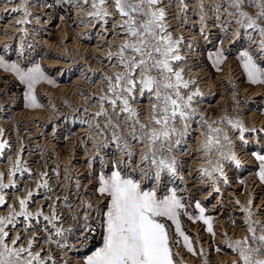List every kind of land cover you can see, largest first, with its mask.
<instances>
[{
    "label": "snow or ice",
    "instance_id": "snow-or-ice-1",
    "mask_svg": "<svg viewBox=\"0 0 264 264\" xmlns=\"http://www.w3.org/2000/svg\"><path fill=\"white\" fill-rule=\"evenodd\" d=\"M0 3L5 5L0 19L20 14L11 24L15 31L2 33L0 72L20 86L24 108H43L37 85L55 87L65 74L78 73L77 79L89 85L100 82L95 91L72 85L82 103L64 98L71 114H61L48 98L53 114L84 128L78 143L86 157V175L73 172L75 145L68 149L62 173L55 148L51 167L40 145L44 164L31 167L38 161L24 158L23 139H18L14 157L7 155L12 145L0 127V158L7 159L6 170H0V264H186L175 250L181 245L199 256L200 264H209L210 250H230L231 261L220 264H264V220L258 218L264 214V196L260 204L252 191L244 203L234 200L242 220L237 224L230 216L228 222L244 234L229 236L224 229L222 244L215 240V219L207 211L213 196L211 207H223V190L231 184L229 168L250 164L249 175L264 186V124L248 127L241 118V104H249L250 98L239 95L231 65L227 85L232 114L225 105L219 115L210 116L202 107L205 94L199 79L185 77L197 63L207 66L205 60L222 72L234 56L248 84L264 85V0H91L78 23L103 39L90 55L77 47L79 61L57 56V62H67L58 70L44 67V49L29 40L31 33L42 31L30 28L32 21L49 23L30 5L57 11L64 20L69 5L78 14L89 0ZM186 30L194 37H186ZM76 36L90 38L88 32ZM89 60L102 66L93 68ZM0 80L7 94L12 81L8 76ZM255 111L264 114V106ZM60 126L59 120L51 123V139L62 136L67 141L77 135L62 133ZM237 141L246 150L252 146L247 163ZM236 179L247 186L243 176ZM237 191L243 189H234L227 199ZM185 217L203 223L212 237L211 249L199 238L193 241L184 228Z\"/></svg>",
    "mask_w": 264,
    "mask_h": 264
},
{
    "label": "bare ground",
    "instance_id": "bare-ground-1",
    "mask_svg": "<svg viewBox=\"0 0 264 264\" xmlns=\"http://www.w3.org/2000/svg\"><path fill=\"white\" fill-rule=\"evenodd\" d=\"M18 2H19V0H17V3ZM90 3H91V0H89V6H85L83 8V10L80 11L78 14H77L76 9H73V11L75 13V20H74V24L76 25V28H74L75 30L70 29V24L67 23L66 20H65V23H63L61 25V28L58 31V38H57L58 43L55 40V42H56L55 48L58 49V52H61V51H63V52L61 54L55 53L56 55L51 57L52 58L51 60H48V59H46L44 61L42 60L43 61L42 63L44 64V66L46 68L58 70L60 67H66V64H67L66 61L57 62L56 57L58 55L59 56L68 55L72 59L79 61L80 56L77 55V53H76L77 47L80 49L81 54H87V52L93 53V52L97 51V49L94 46L99 44L100 40L103 38L102 37L98 38L96 36V32L93 33V30L91 27H88V26H85L83 24L78 23L80 17L83 16L85 12L90 10ZM4 7H5V5L3 3H0V12L3 11ZM30 7H32V10L34 13H42L43 17H45V14H44L45 9L36 8L34 4L30 5ZM54 13L56 14L57 11H54ZM18 15H20V14L16 13L13 15H5L2 19H0V27H3V31L12 30L13 27H11V24L16 19V16H18ZM48 19H49V23L46 25L43 24V21H41L40 24H36L35 21H32L30 28L31 27L41 28L42 31L45 30L47 32L46 34L43 33V35L44 34L50 35L51 33L49 32V30H51V24H52V23H50V21H52V19H50L49 17H48ZM189 23L190 24L194 23V18H193V20H190ZM174 27H176L177 30H181V29H179V26L174 25ZM109 28H110V24H109ZM96 30L97 31L99 30L98 24L96 25ZM13 31H15V30H13ZM42 31H41L40 37H37L38 33H34L32 35V37L33 38L35 37V40L39 43V45L41 43L42 45H44L47 48L52 43L49 42L50 41L49 37L46 38L45 36H42ZM83 32H88L89 37L91 34H94L93 39L90 40V38L83 37V36L80 37L79 39H77L76 34L77 33H83ZM185 35H186V37H194V33H192L191 30H186ZM3 39H4V37L0 36V42H3ZM109 39H115V38L109 37ZM62 40H63V44H61ZM225 43H226L225 45H228V41H225ZM65 47L68 49V52H64ZM114 50L115 49H113V51ZM103 51H107V48L105 47L103 49ZM46 52H47V50L45 49V51H44L45 55H46ZM89 54H91V53H89ZM98 54L103 55V52L101 51ZM89 63L92 65L93 68H100L102 66V62H100V64H97V63H95V61H93V62L89 61ZM98 63H99V61H98ZM229 65H231V67H232L233 78L237 81V88H239L238 92L241 95H244V96H247L250 98L249 104H247V105L241 104L242 113H244L241 118L246 121V124L248 127H252L253 124H255L257 127H259L261 124H264V114H259L257 111H255V109L257 106H263V104H264V86L263 85H256V86H252V85L244 86V85H242L239 81V78H241L242 74L240 71L237 70L236 64L232 61V59H228L226 61V63L224 64V70L222 72L218 73L214 80L209 79L207 72L201 67V64H199V63L196 64V66L194 67V70L192 72H190V73L186 72L185 77L188 78L190 76H195L199 79L200 87L202 88V90L205 94L204 101L202 103V107L207 109L208 112H210L211 109L215 108L214 110H216L219 108H223L225 105H227V107L229 109V114H232L231 109H232V103L233 102L231 99V94L229 93V90H228L229 86L227 85ZM184 67H186V68L192 67V65H185ZM105 71H110V69L105 68ZM2 74H6V73L0 72V75H2ZM78 75L79 74L77 73L76 75H73L71 77V78H73L72 82H77V84H81L82 81H79L77 79ZM65 76H68V74H65ZM99 86H100V84L98 86H95V88H93V89L96 90V88H98ZM38 89L45 90L46 94H49L51 96V95L59 94L60 92H68V85L62 83V84H59L57 89H53L51 86H49L47 84H40ZM3 93L4 92H1L2 95H3ZM1 99H2V96L0 95V108H2V111H0V127L4 128V130H5L4 136L11 142V145H12V151L8 152L7 155H12L14 157L15 150L19 147L18 139H23L24 148H25L23 155H24L25 159L30 160V161L34 160L33 158L36 157L35 152L37 151V143L40 146H43V144L46 143V145L48 147L45 149H48L50 152H52V149L55 148L56 152L60 154V159L64 163L67 162V160H68L67 153L66 154L63 153V151L58 146V143L61 142V140H59L60 137L56 140L51 139L50 138L51 137V127L43 125V123L45 122L46 119H43V121H39V123L35 121V120H38V118H40L42 115H43V118H47V119L52 118L51 107L48 106L49 104L45 103V107H47V106L48 107L45 108L44 110H40V109L34 110V109L21 108L19 106V101L17 102L15 97L12 98L13 103L9 104V106H8L6 100L2 103ZM6 99L8 100V98H6ZM145 103H146V101H145ZM242 105H243V107H242ZM218 111L219 110H216L215 112H218ZM10 112L14 114V118L12 121L14 123L9 124L11 119L8 120L7 119L8 117L7 118H4V117H6L7 114ZM219 114H220V112L216 115H219ZM212 115L213 114H210V116H212ZM21 118L22 119L25 118L28 120V122L33 126V127L31 126V128H35V130H33L34 132H32V130H31V131H27L26 133H24L23 129H21V127H20L19 121ZM58 120L61 121V126H60L61 130H66V128L64 127L65 126L64 123L66 124V122H64L61 118ZM62 121H63V123H62ZM52 122H55V121H52ZM18 131H19V133H17ZM34 135H37L35 137H39L38 141L34 140V137H33ZM193 139H195V137ZM233 139L235 140V137H233ZM29 148L32 149L31 152L28 151ZM251 148H252V146L249 145L248 149L246 150L244 148V146L239 144V142L237 141V151L241 155V157L246 160V163H247V161L251 160V157H250ZM53 163H55V160L52 161L51 163L49 162V167H51ZM64 163L61 162V173L63 172ZM190 163L195 165L196 161H191ZM43 164H44V159H41L40 163L30 164V166L33 168H39ZM6 168H7V159L5 156L3 158H0V170H6ZM228 171H229V178H230L231 184L226 189L223 190V194L225 197L224 205L222 208H216V209H213L210 205V209H209V212H211L215 215V217H214L215 224H216L215 229L217 232L215 240H216L217 244L222 242V238H221L220 233L224 229H227L229 236H233V235L242 236L244 234L242 228L230 226L229 222H228V218H229L228 213L229 212H230V214L233 215L232 217L234 218V220H236L237 224H239L240 221L242 220L243 214L240 212L239 207L234 204V200L239 199L241 201V203H244L248 198L249 191H252L254 194V198H255V204H260L262 196H263L262 192H261V185H260L259 181L257 179H254L251 175H249V173L252 171V166L250 164H248L245 168L240 169V170H236L234 168H229ZM73 172L84 175V171L80 167L79 162L73 163ZM237 175L243 176L248 181L247 186L240 185L238 183V181L236 179ZM86 182L87 181H85V183ZM26 183H31V182L26 181ZM234 189H243V191L242 192L237 191L232 200L227 199L230 195L233 194ZM205 191H207V189ZM16 194L20 195L22 193L17 192ZM197 194H199L200 198H202V196H203L202 193H197ZM211 200L209 201V203L211 202L210 204H214L216 202L215 196H213L211 198ZM9 202H11V201H9ZM45 211H47L46 208H45ZM227 211H228V213H227ZM258 218L264 220V214H261ZM197 238L198 237L195 236L193 238V240L195 241ZM199 239L202 241L204 247L207 248L208 244L210 243L209 242L210 236L208 234H205V236H200ZM196 247L199 248V246H196ZM207 249H209V248H207ZM228 251L229 252H227V253L224 251L226 254H222V255H217V253H216V256L212 255V253H209V258H210L209 264H220L221 261L230 262L233 257L230 254V250H228ZM180 255L183 256L186 264H200V262L198 263L197 261H194L190 257L189 253L187 251H185L184 249L182 250V253ZM198 260H200V259H198Z\"/></svg>",
    "mask_w": 264,
    "mask_h": 264
},
{
    "label": "built area",
    "instance_id": "built-area-1",
    "mask_svg": "<svg viewBox=\"0 0 264 264\" xmlns=\"http://www.w3.org/2000/svg\"><path fill=\"white\" fill-rule=\"evenodd\" d=\"M46 10V9H45ZM13 30H15V29H13L12 28V30H8V32H13ZM44 30V29H43ZM4 31H3V27H0V36H3L2 35V33H3ZM49 32H51V31H49ZM42 33H47L45 30L44 31H42ZM52 33V32H51ZM34 33H31L30 34V36H29V40H31V39H33V37H32V35H33ZM40 35H41V32L40 33H38V36L37 37H40ZM52 36V35H51ZM47 37V36H46ZM34 39H35V37H34ZM37 42V41H36ZM38 43V42H37ZM39 44V43H38ZM40 47L42 48V49H44V51H45V49L46 50H48L44 45H42L41 43H40ZM52 51H56V50H54V49H52V48H50ZM48 51H50V50H48ZM51 52V51H50ZM43 56H44V54H43ZM89 61H91V60H89ZM206 71V70H205ZM207 72V71H206ZM207 74H208V72H207ZM209 75V74H208ZM73 80H72V78H70L69 77V83H68V92H60L59 94H56V95H49V94H46V91L45 90H43V89H38V86H40V84L37 86V88H36V93H37V96H38V99L41 101V103L43 104V105H45V103H47L48 104V98H49V96L51 97V99H52V101L56 104V106L58 107V109H59V112L61 113V114H64V113H68V114H71L72 113V109H70L69 107H67V105H65L64 104V98H67L68 100H70V101H72L73 103H82V101L80 100V98L75 94V91H74V89H73V87H72V85L73 84H77V82H72ZM72 84V85H71ZM100 84V82H99V80L97 79V83L96 84H94V85H89V84H85L84 82H81V84H79V86L81 87V88H83L84 90H86V91H95L93 88H95V86H98ZM5 86V85H4ZM4 86L3 87H1V88H4ZM8 96V95H7ZM16 98V100H17V102L19 101L20 103L19 104H22L21 102H23V101H21V99L17 96V95H13L12 97H10V99L11 98ZM8 98H9V96H8ZM49 106V105H48ZM213 106V105H212ZM43 110H44V107L42 108ZM51 116H52V118L51 119H47V118H43V115L40 117V118H38V120H35L36 122H38L39 123V121H43V119H46L45 120V122L43 123V125L44 126H50L51 125V123H52V121H57L58 119H62V115H57V114H53V110H52V108H51ZM212 113V112H211ZM23 122V127L22 126H20L21 127V129H23V131H24V133H26L27 131H31L32 130V132H34L33 130H35V128H31V124H29L28 123V120L27 119H25V118H23V120H22ZM21 123V124H22ZM62 123H63V121H62ZM64 127L66 128V130H61V132L62 133H64V134H67V133H69V131H72V132H75L77 135L76 136H73V137H70L68 140H67V147H62V142L64 141V140H62V136H58L57 137V139L59 138V140H61V142L60 143H58V146L60 147V149L63 151V153H67L68 152V149L69 148H71L73 145H75V148H76V152H75V158H74V160L72 161V164L73 163H77V162H79V164H80V167L83 169V171H84V175H86V172H87V164H86V157H85V155H84V150L81 148V146L79 145V143H78V137H79V133L80 132H82V131H84V128L81 126V125H79V123L77 122L75 125H73L70 121H68V122H66V124L64 123ZM26 131V132H25ZM35 136H37V135H34L33 137H34V140L35 141H38L39 139V137H35ZM44 144H46V143H44ZM37 145H38V143H37ZM47 146V145H46ZM45 146V148H47ZM37 151H38V149H37ZM37 151L35 152L36 153V157L35 158H33L34 160H36L38 157H39V155L37 154ZM89 151H92V149H91V146L89 147ZM47 153V154H46ZM44 156L48 159V161L51 163L52 161H54L55 160V157H53L52 156V152H50L48 149H45V153H44ZM41 160V158H39V161ZM38 161V162H39ZM60 161L62 162V163H64L61 159H60ZM41 162V161H40ZM39 162V163H40ZM197 196H198V198H200V195L199 194H196ZM212 201V200H211ZM210 203H209V209H210ZM208 213H210L209 212V210H208ZM227 213H228V211H227ZM212 215H213V213H211ZM229 214V213H228ZM214 216V215H213ZM232 217L233 215L232 214H230L229 215V217ZM185 229L188 231V233L191 235V237H192V239L195 237V236H197L198 238H200V236H205V232H204V230H203V228H202V226L201 225H199V224H192V223H187L186 224V226H185ZM199 232V233H198ZM205 233V234H204ZM197 234H199V236L197 235ZM209 235V234H208ZM211 238V237H210ZM194 241V240H193ZM210 242V241H209ZM219 244V243H218ZM210 247V245L208 244V246H207V248H209ZM184 248L182 247V245L179 247V248H177V249H175L176 251H179V253L181 254L182 253V250H183ZM210 249V248H209ZM185 250V249H184ZM197 250H198V248H197ZM186 251V250H185ZM209 253H211V250H210V252ZM215 253H217V252H215ZM190 255V254H189ZM182 256V255H181ZM212 256V255H211ZM183 257V256H182ZM190 257L194 260V261H197L198 263L200 262V260H198V259H200V257L199 256H192V255H190Z\"/></svg>",
    "mask_w": 264,
    "mask_h": 264
},
{
    "label": "rangeland",
    "instance_id": "rangeland-1",
    "mask_svg": "<svg viewBox=\"0 0 264 264\" xmlns=\"http://www.w3.org/2000/svg\"><path fill=\"white\" fill-rule=\"evenodd\" d=\"M62 11V10H61ZM44 14H45V17H43L44 19H48V17L50 18V19H52V21H50V23H52L51 24V30H49V31H51L50 33V35H43V33H42V36H47V37H49V42H51L52 44L50 45V46H48L47 47V49H49L50 51H48L47 50V52H46V55L44 54V56H43V61L44 60H46V59H48V60H51L52 58L51 57H53V56H55L56 54L55 53H59V54H61L63 51H61V52H58V49H56L55 47H56V45H55V43L57 42V38H58V31H59V29L61 28V25L63 24V23H65V20H66V22L67 23H69L70 24V29L71 30H75L74 28H76V25L74 24V20H75V13H74V11H73V8L69 5L68 6V10H67V12L65 13V19L64 20H60V18H59V13L57 12L56 14L54 13V11H50V10H45L44 11ZM47 15V16H46ZM49 20V19H48ZM43 21V20H42ZM93 33H95V31H93ZM52 35V36H51ZM93 36H94V34H91L90 35V40L91 39H93ZM46 37V38H47ZM55 40H56V42H55ZM54 43V44H53ZM58 43V42H57ZM226 44V43H225ZM91 45V44H90ZM226 47H228L229 45H225ZM54 47V48H53ZM50 48H52V49H54V50H56V51H52ZM89 53H92V52H87V54L88 55H90ZM52 54V55H51ZM59 56V55H58ZM50 58V59H49ZM228 59H232V61L235 63V64H237V62H236V60H235V57L234 56H230ZM41 60V63L43 62ZM91 62H93L92 60H91ZM100 62L101 61H99V63H98V61H95V63H97V64H100ZM204 64H206L207 66H203L202 64H201V67L204 69V70H206L207 72H208V76H209V79H211V80H214L215 78H216V76H217V74L218 73H220V72H216L214 69H212L211 68V65L205 60L204 62H203ZM226 63V62H225ZM43 64V63H42ZM44 65V64H43ZM45 67V66H44ZM46 68V67H45ZM46 69H49V68H46ZM54 70H56V69H54ZM239 71V70H238ZM51 74L52 75H56V71H52L51 72ZM3 76H8V79L10 80V81H12V83H10V84H8L7 85V88H8V92H7V94L5 95V92H4V88H5V84L3 83V81H1L0 80V95L2 96V99H1V101H2V103L6 100L7 101V104H8V106H9V104H11V103H13L12 101H13V99L11 98L10 99V97H12L13 95H17L20 99H21V101H22V93H20V92H18V89H19V85L17 84V82L14 80V78H12L11 76H9L8 74L6 75V74H2V75H0V77H3ZM72 77V76H71ZM70 77V78H71ZM213 78V79H212ZM58 79H59V83L55 86V87H53V86H51L53 89H57L58 88V86H59V84H66V85H68V83H69V76H63V78H59L58 77ZM73 79V78H72ZM239 81H240V83L242 84V85H244V86H246V85H251V84H248L245 80H244V77L243 76H241V78H239ZM41 84H46V83H41ZM48 85V84H47ZM4 86V88H1V87H3ZM38 86V85H37ZM50 86V85H49ZM253 86V85H252ZM256 86V85H255ZM264 86V85H263ZM39 87V86H38ZM2 89V90H1ZM239 88H237V90H238ZM239 91V90H238ZM1 92H4L3 93V95L1 94ZM229 93H230V91H229ZM9 96V98H8V96ZM239 95L240 96H244V95H241L240 93H239ZM6 98H8V100L6 99ZM20 103V102H19ZM22 104H19V106L21 107V108H24L23 107V102H21ZM263 106H264V104H263ZM15 107V106H14ZM48 107V106H47ZM47 107H45V105H44V109L45 108H47ZM242 107H243V105H242ZM25 109H27V108H25ZM36 109H40V110H43L42 108H36ZM36 109H34V110H36ZM215 109V108H214ZM214 109H211V111L210 112H208L209 113V115L210 114H213V115H216V114H218L219 113V111L218 112H215L216 110H219V109H216V110H214ZM212 112V113H211ZM259 113V112H258ZM10 114V115H9ZM259 114H261V113H259ZM8 117V118H7ZM4 118H7L8 120H10L11 119V121L9 122V124L10 123H14V122H12L13 121V118H14V114L13 113H8L7 114V116L6 117H4ZM23 119L21 118L20 119V126H22L23 127V121H22ZM18 122V123H19ZM22 123V124H21ZM29 123V122H28ZM30 124V123H29ZM33 127V126H32ZM24 129V128H23ZM26 132V131H25ZM47 132V131H46ZM17 133H19V131L17 132ZM68 134V133H67ZM70 137H73V136H70ZM62 140H64L63 138H62ZM67 145V141H63L62 142V147H64L65 148V146ZM45 146H46V144H43V147L45 148ZM47 147V146H46ZM37 154L39 155V157L36 159V161H39V158H40V153H39V151H37ZM2 161V160H1ZM41 161V160H40ZM39 161V162H40ZM38 162V163H39ZM5 163V162H4ZM260 183V182H259ZM261 192H262V195L264 196V186H261ZM211 203V202H210ZM209 210V207H208V209H207V211ZM208 214H211V212L210 213H208ZM214 215V214H213ZM217 215V214H216ZM229 215H230V212H229ZM214 217H215V215H214ZM232 219H234L233 217H232ZM183 220H184V228H185V226H186V224L187 223H192V224H199V225H201L202 226V228H203V230H204V225H203V223L202 222H195V223H193L192 221H189L186 217L185 218H183ZM215 225L216 224H214V228H215ZM229 225L230 226H233L232 224H230L229 223ZM206 234H208L206 231H204ZM209 236H210V234H209ZM211 237V236H210ZM211 240H212V237L210 238V243H209V245H210V249H211ZM219 244H222V242L221 243H219ZM186 250V249H185ZM187 251V250H186ZM225 252L227 253V252H229L228 250H225ZM224 251H222V252H219V253H217V255H222V254H226ZM211 253H212V255H214V256H216V253H215V251L214 250H211ZM190 254V253H189ZM190 255H192V254H190ZM192 256H194V255H192ZM210 259V258H209ZM210 263V262H209Z\"/></svg>",
    "mask_w": 264,
    "mask_h": 264
}]
</instances>
